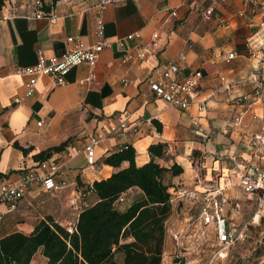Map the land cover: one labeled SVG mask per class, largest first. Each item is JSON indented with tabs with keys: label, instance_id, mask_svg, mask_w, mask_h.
Masks as SVG:
<instances>
[{
	"label": "crops",
	"instance_id": "crops-1",
	"mask_svg": "<svg viewBox=\"0 0 264 264\" xmlns=\"http://www.w3.org/2000/svg\"><path fill=\"white\" fill-rule=\"evenodd\" d=\"M8 1L15 7L6 4L0 9V184L14 182L23 170L34 167L39 162L35 156L41 152L66 142L73 150L81 149L89 135L117 128L123 113L128 128L96 147L94 168L87 167L83 153L65 162L56 181L69 186L53 193L64 194L68 200L51 203L42 211L40 196L46 192L38 188L28 191L16 209L4 215L0 239L15 232L29 234L46 217L62 227L75 225L80 212L98 201L94 193L87 192L89 185L118 170L105 165L104 157L125 145L134 148L136 166L149 162L150 145L164 144L165 155L155 162L166 168L173 164L182 167V174L169 178L176 189L167 219L170 227L181 228L183 221L196 213L188 201L175 198L178 190H200L202 181L218 178L230 201L242 197L237 187L239 176L264 165V146L260 148L254 139L263 122L264 93L249 108L239 99L246 95L252 101L253 87L245 81L253 74L264 76V63L249 56L252 47H259L264 56V0H227L215 7L208 20L198 13L208 5L206 0H128L101 11L96 0H56L54 4L42 0L44 8H53L54 21L33 18V0ZM173 10L176 16L171 15ZM98 16L104 22L107 46L94 67L73 68L65 84L58 87L47 77H38L34 94L26 98L27 78L17 75L16 69L34 65L38 51L46 58L64 54L70 48L69 38L94 44ZM133 33L140 39L124 41L120 47L118 41ZM154 33L158 39L151 44ZM143 48L147 55L142 62L122 64L125 55L134 56ZM229 53L235 57L227 62ZM171 62L180 68L178 79L190 72L202 76L197 96L185 110L156 97L145 83L152 72ZM90 74L93 80L87 82ZM221 77L233 83L228 90ZM201 104L205 109H200ZM239 115L241 121L236 124ZM154 121L161 125V132ZM52 155L64 160L62 152ZM127 165L123 163L121 168ZM122 195V203H113L121 213L143 199L137 188ZM75 199L77 206L71 207ZM229 208L235 220L245 208L254 211V203L243 201L237 213ZM0 210L5 212V206ZM172 251L173 242L166 235L161 264H172ZM207 255L203 251L193 264H206ZM114 259L123 264L121 254ZM29 264H47V259L38 251Z\"/></svg>",
	"mask_w": 264,
	"mask_h": 264
},
{
	"label": "built area",
	"instance_id": "built-area-1",
	"mask_svg": "<svg viewBox=\"0 0 264 264\" xmlns=\"http://www.w3.org/2000/svg\"><path fill=\"white\" fill-rule=\"evenodd\" d=\"M96 7L99 11L103 10L108 5L118 4L128 0H96ZM135 1V0H133ZM208 5L199 9L198 13L202 19L208 20L213 15L215 7L227 0H206ZM245 3H253L256 0H243ZM8 4L12 9L14 3L4 2V7ZM32 6L35 9L33 18H48L54 21L55 15L53 8L45 11L42 0H33ZM191 8L192 5H190ZM196 7L194 6V9ZM172 16H176V11H171ZM263 25V24H262ZM104 22L100 16L95 19L94 44H86L79 37L69 38L70 48L67 52L60 56L50 58L44 57L41 51L37 52V61L34 65L17 68L15 73L21 77L27 78L25 83V97H31L35 92V86L38 77H47L53 86H63L66 82L67 74L75 67L87 65L94 67L98 54L107 46V42L103 36ZM140 39L138 33L128 35L125 39L118 41L119 46H124V41H133ZM158 39V34L154 33L151 36L150 43L153 44ZM147 49H141L136 55H125L122 59V64L130 60L142 62L146 55ZM259 47L249 49V56L255 58L258 64L264 63V56L260 54ZM235 57L234 53L227 55L226 61L229 62ZM180 68L177 63L171 62L164 67L152 72L146 79L145 83L148 89L156 97L165 101L168 105L178 107L180 109H188L193 99L197 96V91L201 82V74L199 72H190L182 79H178ZM93 80V75L90 74L87 82ZM224 82L225 90L233 84L225 82V78H220ZM124 83L127 80L123 81ZM239 81L235 84H240ZM253 87L254 98L250 101L246 95L239 96V99L248 108L257 101H260L264 93V76L253 74L246 81ZM235 98H233L234 100ZM15 103H19L20 99L16 98ZM200 109H205V104L200 105ZM259 132L254 136L258 146H264V116ZM241 121V115L235 119L238 124ZM127 115L122 114L119 119V126L111 127L108 130L101 129L87 137L81 149L73 150L68 145L61 151L64 154V160L61 157H51L39 161L34 167L23 170L16 181H4L0 184V206L6 208L5 212L0 210V227L5 214L12 213L20 200L33 188L41 189L46 193H53L67 188L69 185L56 181V177L60 169L65 165L66 161L73 159L79 153H83L86 158V164L89 168H94L97 162L95 149L96 147L112 137L114 134L123 133L127 128ZM42 121L37 125L41 126ZM123 147H126L123 146ZM122 147V148H123ZM120 148V149H122ZM264 152V148L262 150ZM200 190H178L175 198L183 201H188L196 213L190 215L183 221V226L179 229L168 226L165 223L166 235L173 242V251L170 255L172 264H193L196 259L202 258L203 251H207L206 264H222L226 252L233 247L242 237L243 232L248 225L259 223L264 215V165L255 167L251 172L242 173L239 176L237 187L241 192L242 197L235 202L230 201L224 194L225 188L221 186L218 178L204 180L200 183ZM89 185L87 192H90ZM176 189H172V192ZM176 192V191H175ZM85 194L80 195L83 198ZM72 202L71 207L77 206V199ZM251 200L254 203V213L249 221L245 223L241 230H236V225L230 217L229 209L236 213L239 212L240 205L243 201ZM124 196L121 194L117 202L122 203ZM170 197V203H171ZM69 233L74 231V225L70 224L65 227Z\"/></svg>",
	"mask_w": 264,
	"mask_h": 264
},
{
	"label": "trees",
	"instance_id": "trees-1",
	"mask_svg": "<svg viewBox=\"0 0 264 264\" xmlns=\"http://www.w3.org/2000/svg\"><path fill=\"white\" fill-rule=\"evenodd\" d=\"M5 1L0 0V9ZM153 123L161 132V125ZM67 144L41 152L35 159L45 160ZM165 149L164 144L150 145V160L142 166H136L135 150L130 145L108 154L103 163L118 170L107 179L93 182L90 192L98 201L80 212L74 231L69 233L46 217L29 234L15 232L0 239V264H29L38 251L47 264H117L116 254L122 255L123 264H161L165 223L171 214L173 186L169 178L183 173L177 164L166 168L155 162L164 157ZM123 163L128 165L121 168ZM131 188L139 189L143 199L118 212L113 203Z\"/></svg>",
	"mask_w": 264,
	"mask_h": 264
},
{
	"label": "rangeland",
	"instance_id": "rangeland-1",
	"mask_svg": "<svg viewBox=\"0 0 264 264\" xmlns=\"http://www.w3.org/2000/svg\"><path fill=\"white\" fill-rule=\"evenodd\" d=\"M63 200H68L64 194L42 193L40 196L41 210H47L51 203ZM253 213V209L249 208L240 212L241 216L233 220L237 231L241 230L245 223H249ZM222 264H264V215L259 223L248 225L241 239L226 252Z\"/></svg>",
	"mask_w": 264,
	"mask_h": 264
}]
</instances>
